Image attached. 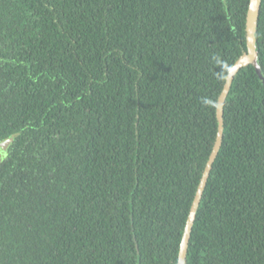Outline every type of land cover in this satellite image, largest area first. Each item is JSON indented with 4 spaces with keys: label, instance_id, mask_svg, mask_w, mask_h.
Returning a JSON list of instances; mask_svg holds the SVG:
<instances>
[{
    "label": "trees",
    "instance_id": "trees-1",
    "mask_svg": "<svg viewBox=\"0 0 264 264\" xmlns=\"http://www.w3.org/2000/svg\"><path fill=\"white\" fill-rule=\"evenodd\" d=\"M249 0H0V264H176ZM264 79V0L255 26ZM185 264H264V82L233 77Z\"/></svg>",
    "mask_w": 264,
    "mask_h": 264
},
{
    "label": "water",
    "instance_id": "water-1",
    "mask_svg": "<svg viewBox=\"0 0 264 264\" xmlns=\"http://www.w3.org/2000/svg\"><path fill=\"white\" fill-rule=\"evenodd\" d=\"M260 1L261 0H249L247 12H246V23H245L246 53L241 55L236 60L234 65L230 68V70L228 71L225 84L218 97V102H217V107H216V119L218 123L216 138H215L211 153L205 164L202 176L200 178V182L196 189V192H195V195H194V198H193L190 210H189V214L186 220L185 228L183 230L181 242L179 245L178 258H177L176 264H185L187 246H188V241L190 237L192 224L195 218V214H196V211H197L200 199H201V195L205 188L206 181L208 179L212 164L217 156V153L219 151V148L222 142V136H223L222 108H223L225 97L229 91L232 79L234 75L241 68L251 65L254 67L255 72L258 75L259 79L264 82L262 72L256 62L257 61V49L255 45V26H256V21L258 18V13H259Z\"/></svg>",
    "mask_w": 264,
    "mask_h": 264
},
{
    "label": "rangeland",
    "instance_id": "rangeland-1",
    "mask_svg": "<svg viewBox=\"0 0 264 264\" xmlns=\"http://www.w3.org/2000/svg\"><path fill=\"white\" fill-rule=\"evenodd\" d=\"M8 141H4L2 143H0V161H2L3 159L6 158V155H7V146H8ZM6 144V145H5Z\"/></svg>",
    "mask_w": 264,
    "mask_h": 264
}]
</instances>
